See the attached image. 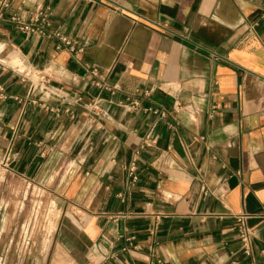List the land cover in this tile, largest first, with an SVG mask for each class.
Here are the masks:
<instances>
[{
    "label": "crops",
    "instance_id": "1",
    "mask_svg": "<svg viewBox=\"0 0 264 264\" xmlns=\"http://www.w3.org/2000/svg\"><path fill=\"white\" fill-rule=\"evenodd\" d=\"M5 1L82 51L0 22V264H264V0ZM12 178L53 198L30 249Z\"/></svg>",
    "mask_w": 264,
    "mask_h": 264
},
{
    "label": "built area",
    "instance_id": "2",
    "mask_svg": "<svg viewBox=\"0 0 264 264\" xmlns=\"http://www.w3.org/2000/svg\"><path fill=\"white\" fill-rule=\"evenodd\" d=\"M10 7L9 2L3 0L0 1V22L3 20H6L8 22H11L14 24V26L19 29L20 31L24 33H31V34H37L41 37H46L53 39L56 42V48L60 49L62 47H66L71 52L73 58L78 59L79 55L82 51L81 48H75L73 40L61 33L57 30H49L48 25V15L49 11L47 9H38L34 12H31L29 17L26 18L22 16L21 14H18L16 12H8L5 14V10ZM93 74L96 75V69L93 68ZM95 85L99 87H106V83L103 81L101 82L99 79L95 82ZM136 105V102H133V106ZM180 107L179 104H175L174 111H177V109ZM151 112L158 114L159 117H165L166 111L160 110V109H151L148 108ZM149 138V134L145 136V138L142 139V144L147 143V139ZM138 172H137V165H136V158L133 157L130 161V163L127 166V184L131 185L135 183L138 180ZM250 214L247 213H239L235 214L236 219V226H237V236L240 243V248L242 252L246 255L252 254V237L254 236V229L250 227L246 223V218L249 217Z\"/></svg>",
    "mask_w": 264,
    "mask_h": 264
},
{
    "label": "rangeland",
    "instance_id": "3",
    "mask_svg": "<svg viewBox=\"0 0 264 264\" xmlns=\"http://www.w3.org/2000/svg\"><path fill=\"white\" fill-rule=\"evenodd\" d=\"M8 189L10 192L6 198L7 204L22 208V212L15 215H18V228L21 227L27 234L28 249H30L34 243H40L41 239L46 238L52 226L55 216L52 212L51 200L53 198L47 190L25 184L14 178H12Z\"/></svg>",
    "mask_w": 264,
    "mask_h": 264
}]
</instances>
